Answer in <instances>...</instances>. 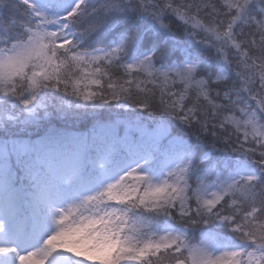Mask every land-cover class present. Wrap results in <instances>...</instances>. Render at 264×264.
I'll use <instances>...</instances> for the list:
<instances>
[{"label":"snow or ice","instance_id":"6c2138e0","mask_svg":"<svg viewBox=\"0 0 264 264\" xmlns=\"http://www.w3.org/2000/svg\"><path fill=\"white\" fill-rule=\"evenodd\" d=\"M0 264H264V0H0Z\"/></svg>","mask_w":264,"mask_h":264}]
</instances>
